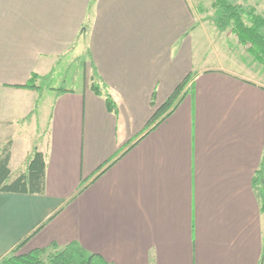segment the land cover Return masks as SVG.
<instances>
[{
	"label": "crops",
	"instance_id": "0c3cea01",
	"mask_svg": "<svg viewBox=\"0 0 264 264\" xmlns=\"http://www.w3.org/2000/svg\"><path fill=\"white\" fill-rule=\"evenodd\" d=\"M227 1L264 18V0ZM213 2L0 0L3 183L35 150L45 164L41 192L0 190V259L26 239L22 252L77 242L112 264H264V72ZM76 60L77 88L43 99Z\"/></svg>",
	"mask_w": 264,
	"mask_h": 264
},
{
	"label": "trees",
	"instance_id": "16d2710c",
	"mask_svg": "<svg viewBox=\"0 0 264 264\" xmlns=\"http://www.w3.org/2000/svg\"><path fill=\"white\" fill-rule=\"evenodd\" d=\"M213 8L215 13L214 23L219 30H229L236 35L239 43L246 46L247 52L253 57L255 61L262 65L264 72V18L255 13L254 8H245L238 4H232L227 0H214ZM38 75L32 73L29 80L23 87L36 88V81ZM190 76L184 78V80L176 87L175 91L167 100L164 109L169 107L172 101L180 94L183 88L190 82ZM91 88L96 93H101L97 83L92 82ZM106 104L109 110H115V104L110 96L105 94ZM163 109V110H164ZM159 110H157L152 116L146 128L136 138L133 144L147 134L152 128H154L160 120ZM131 144V145H133ZM7 155L0 158V190L5 191H24V192H41L44 183V158L40 152L33 151L28 157L27 172L21 174L15 181L9 185H5L3 182L8 174L6 169ZM264 158L261 162L260 168L257 170L253 183L259 193L260 209L264 212ZM87 182L82 181L79 187V191H82ZM26 239L18 243V245L12 249L8 254L4 255L0 259V264H112L107 262L101 256L86 252L77 242H70L61 249H55V245L51 246L54 252L48 253L46 261H43L40 257L48 249L35 248L27 252H22L20 247ZM264 252V248H263Z\"/></svg>",
	"mask_w": 264,
	"mask_h": 264
},
{
	"label": "rangeland",
	"instance_id": "374dc122",
	"mask_svg": "<svg viewBox=\"0 0 264 264\" xmlns=\"http://www.w3.org/2000/svg\"><path fill=\"white\" fill-rule=\"evenodd\" d=\"M203 4V5H202ZM200 6H206L205 2H203ZM208 13L213 14L214 9L207 10ZM215 18V13H214ZM229 31V30H227ZM258 65H260L258 62H256ZM82 73H83V64L76 60L75 62H72L70 65H67L66 68L63 69V71L56 76L53 80L47 78L46 80L42 81L39 87L40 95H42V98H46L45 95L49 94L51 92L50 87H58V88H77L79 81L82 80ZM44 103V101H43ZM49 108V107H48ZM49 109H47L46 106L43 107V112L46 115V112H48ZM44 120V119H43ZM42 120V121H43ZM54 252L53 248L48 249L44 254L41 255V259L43 261H46L48 253ZM88 252V251H86Z\"/></svg>",
	"mask_w": 264,
	"mask_h": 264
}]
</instances>
